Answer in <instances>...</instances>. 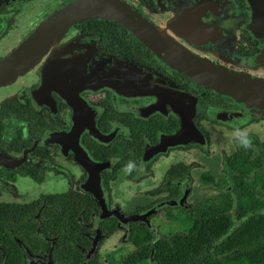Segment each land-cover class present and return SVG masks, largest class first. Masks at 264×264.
Wrapping results in <instances>:
<instances>
[{
	"label": "flooded vegetation",
	"instance_id": "flooded-vegetation-1",
	"mask_svg": "<svg viewBox=\"0 0 264 264\" xmlns=\"http://www.w3.org/2000/svg\"><path fill=\"white\" fill-rule=\"evenodd\" d=\"M83 1L0 0V210L21 211L47 243L36 254L22 245L24 264H54L55 237L44 229L50 197L91 211L75 224L91 240L85 256L97 236L91 259L122 230L131 245L132 224L156 229L196 210L204 235L217 227L225 239L238 228L234 241L255 243L264 102L187 71L203 62L264 82V0H107L99 7L110 15L66 23ZM95 195L133 217L91 226L103 210ZM109 218L118 230L105 235Z\"/></svg>",
	"mask_w": 264,
	"mask_h": 264
},
{
	"label": "trees",
	"instance_id": "trees-1",
	"mask_svg": "<svg viewBox=\"0 0 264 264\" xmlns=\"http://www.w3.org/2000/svg\"><path fill=\"white\" fill-rule=\"evenodd\" d=\"M60 199L61 197L47 199L49 209L44 229L48 231L50 238L52 235L55 237V243L50 251L51 258L54 264H83L85 254L81 248L89 247L91 240L82 233L81 237L77 236L75 224H78L77 218L81 214L87 217L91 211L85 209L80 212L79 208L77 213L75 212L77 207L73 206V202L70 204L71 207H67ZM83 199L85 206H89L92 201L90 197ZM202 214L201 210L187 212L181 221L184 229L168 235L157 233L152 228L130 225L127 231L132 251L123 256L119 264H139L145 260H150L153 264H253L256 260L264 259V224H259L254 231L258 236L255 243L234 241L239 236L238 228L234 229L228 238L220 239V233L214 235L200 233ZM25 220L26 217L21 211L11 207L0 210V262L24 264L22 245H25L32 254L45 251L47 244L45 237L43 238L45 244H42L40 239L31 234L32 227ZM100 227L105 235H109L118 230V220L106 219ZM81 229L83 232L86 227L81 224ZM221 252H227L228 255L221 257L219 256ZM88 264L106 263L95 255L90 258Z\"/></svg>",
	"mask_w": 264,
	"mask_h": 264
},
{
	"label": "water",
	"instance_id": "water-1",
	"mask_svg": "<svg viewBox=\"0 0 264 264\" xmlns=\"http://www.w3.org/2000/svg\"><path fill=\"white\" fill-rule=\"evenodd\" d=\"M104 3L106 6L108 3L107 0H95L92 3H89V0L83 1L78 3L77 5L73 6L71 9L70 20H66L65 22L68 23L73 20L80 19L81 17L86 16H94V15H110V12H115L112 8H101L99 7L100 3ZM111 5V4H109ZM108 5V6H109ZM124 14L129 13L127 9H122ZM70 11V10H69ZM122 20L121 17H119ZM42 30V29H41ZM46 33V29L43 28L42 32ZM44 33V35H45ZM7 64V61L0 64L2 68H4ZM0 66V83L2 82L1 77L4 75L3 70H1ZM184 69V67H182ZM185 70V69H184ZM191 76L198 79L206 86L212 87L216 90H220L224 93L234 95L241 99H247L249 101H263L264 102V82L259 80L249 79L246 76L235 74L231 71H228L222 67H218L215 65H209L206 63H197L196 65L188 66L187 71ZM6 76V75H5ZM95 198L98 200L99 205L103 208L102 212L99 214L97 218L94 219L91 226L97 227V224L108 216H115L119 219H123L124 221L128 222L132 215H126L121 212L118 208L113 210H106L103 198L101 195H95ZM97 237V236H96ZM95 237L92 247L87 251L83 264H88L92 254L95 252L96 245H97V238ZM99 238V234H98ZM49 257V250L45 256V259L48 260ZM44 259V261H46ZM41 259H33V262H37ZM33 264V263H31Z\"/></svg>",
	"mask_w": 264,
	"mask_h": 264
},
{
	"label": "rangeland",
	"instance_id": "rangeland-1",
	"mask_svg": "<svg viewBox=\"0 0 264 264\" xmlns=\"http://www.w3.org/2000/svg\"><path fill=\"white\" fill-rule=\"evenodd\" d=\"M133 196H125L126 199L128 198H132ZM127 209H129V206L126 207ZM182 219V216L179 215L176 221H163L164 224L162 225V227L156 228L155 230L159 231V233H163L165 235L170 234L173 231L176 230H182L184 229V225L182 222H180ZM162 220V219H161ZM215 229V230H213ZM216 229H218L216 231ZM199 230L201 234H206L207 228L205 227V225L200 224L199 226ZM123 231V232H122ZM121 232L116 233L111 239H109L105 245L100 249V253H101V260L103 262H105L106 264H119L120 259L125 256L128 255L131 251H132V246L130 245V243L124 239V237L126 236L125 231L122 230ZM224 231V229H220L217 227H213L211 229V234L210 235H214V234H218ZM31 263H35L33 261L30 262ZM139 264H153L150 260H145L142 261Z\"/></svg>",
	"mask_w": 264,
	"mask_h": 264
},
{
	"label": "clouds",
	"instance_id": "clouds-1",
	"mask_svg": "<svg viewBox=\"0 0 264 264\" xmlns=\"http://www.w3.org/2000/svg\"><path fill=\"white\" fill-rule=\"evenodd\" d=\"M244 143H247V141H243Z\"/></svg>",
	"mask_w": 264,
	"mask_h": 264
}]
</instances>
